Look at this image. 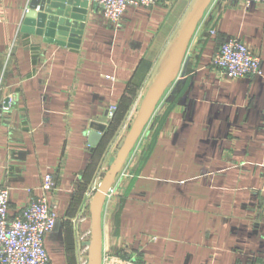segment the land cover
Segmentation results:
<instances>
[{"label":"crops","instance_id":"obj_1","mask_svg":"<svg viewBox=\"0 0 264 264\" xmlns=\"http://www.w3.org/2000/svg\"><path fill=\"white\" fill-rule=\"evenodd\" d=\"M74 1L88 4L78 47L24 31L32 0H0V186L11 219L31 199L56 207L51 264H88L89 201L197 2L129 7L116 27L97 4ZM228 38L260 56L261 77L214 67ZM102 227L103 253L136 264H264V3L214 0L110 190Z\"/></svg>","mask_w":264,"mask_h":264},{"label":"water","instance_id":"obj_2","mask_svg":"<svg viewBox=\"0 0 264 264\" xmlns=\"http://www.w3.org/2000/svg\"><path fill=\"white\" fill-rule=\"evenodd\" d=\"M213 2L214 0H197L188 14L177 37L162 60L129 132L122 139L116 157L110 162L103 180L89 201L91 235L87 242L88 264H102V215L107 197L131 152L155 116L168 89L179 79L190 44ZM74 3V0H32L24 31L45 36L48 41L56 42L59 45L78 47L84 28L83 9L88 4L82 2L73 6ZM74 7H81L82 10ZM98 130L91 132L90 146L98 144L101 137L100 132L105 130V126L99 127Z\"/></svg>","mask_w":264,"mask_h":264},{"label":"built area","instance_id":"obj_3","mask_svg":"<svg viewBox=\"0 0 264 264\" xmlns=\"http://www.w3.org/2000/svg\"><path fill=\"white\" fill-rule=\"evenodd\" d=\"M97 4L105 19L119 27L129 7L156 8L162 0H88ZM216 1V0H215ZM223 1V0H218ZM250 6L264 0H237ZM214 67L228 79L261 77L262 60L252 48L238 38H228L219 47ZM115 111H109L111 117ZM52 176L45 177L42 190L53 189ZM8 189L0 186V264H51L45 247L47 235L58 222L56 207L47 198L31 199L21 214L10 218ZM102 264H136L134 257L103 253Z\"/></svg>","mask_w":264,"mask_h":264},{"label":"rangeland","instance_id":"obj_4","mask_svg":"<svg viewBox=\"0 0 264 264\" xmlns=\"http://www.w3.org/2000/svg\"><path fill=\"white\" fill-rule=\"evenodd\" d=\"M177 35H178V34H177ZM177 35H176V37H177ZM157 72H158V71H157ZM157 72H156V73H157ZM156 73H155V75H156ZM155 75H154V76H155ZM153 78H154V77H153ZM153 78H152V80H153ZM151 82H152V81H151Z\"/></svg>","mask_w":264,"mask_h":264}]
</instances>
